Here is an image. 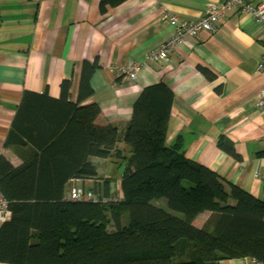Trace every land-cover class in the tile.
I'll use <instances>...</instances> for the list:
<instances>
[{
	"label": "trees",
	"instance_id": "16d2710c",
	"mask_svg": "<svg viewBox=\"0 0 264 264\" xmlns=\"http://www.w3.org/2000/svg\"><path fill=\"white\" fill-rule=\"evenodd\" d=\"M125 1L101 0V10ZM97 68L85 64L76 103L69 81L59 99L23 94L6 142L22 164L0 157V191L12 213L0 228V263L220 264L248 257L264 264V197L188 159L180 144L166 146L174 94L165 84L144 89L125 129L98 126L99 106L80 105L92 95L88 77ZM220 147L234 155L228 140ZM96 160L125 164V172L119 180L99 177ZM73 180L95 181L87 191L117 201H68Z\"/></svg>",
	"mask_w": 264,
	"mask_h": 264
},
{
	"label": "crops",
	"instance_id": "0c3cea01",
	"mask_svg": "<svg viewBox=\"0 0 264 264\" xmlns=\"http://www.w3.org/2000/svg\"><path fill=\"white\" fill-rule=\"evenodd\" d=\"M226 1L126 0L103 13L101 0H0L1 157L16 167L22 164L6 142L26 91L59 99L61 85L69 81L76 103L85 64L97 65L88 77L92 95L80 105L99 106L98 126L125 129L144 89L165 84L174 94L166 146L180 144L188 159L262 199L264 69L260 73L258 67L264 65V25L248 14L230 12L214 34L186 38L167 61L145 60L174 37L166 16L194 23L210 6ZM136 60L141 61L137 79L121 75ZM224 139L233 144L234 155L220 147ZM96 161L99 177L118 179L119 168ZM108 165L110 175L104 176L99 166ZM94 183L73 180L70 187L87 191ZM119 189L110 187L112 195L119 196ZM208 216L199 215L194 224L201 226ZM220 264L260 263L247 257Z\"/></svg>",
	"mask_w": 264,
	"mask_h": 264
},
{
	"label": "built area",
	"instance_id": "2783aa9c",
	"mask_svg": "<svg viewBox=\"0 0 264 264\" xmlns=\"http://www.w3.org/2000/svg\"><path fill=\"white\" fill-rule=\"evenodd\" d=\"M241 12L252 16V18L264 25V5H260L257 8L248 4L245 0H227L221 6L212 5L207 10L206 14L198 19L194 23H183L175 29L174 37L160 47L159 50L151 52L149 54V60H156L159 62H165L170 56V52L176 47L181 45L188 37H195L201 33L214 34L219 25V21L228 12ZM174 25L175 22L171 21ZM139 66L135 63H129L121 70V75L126 76L130 80H135L138 75ZM264 69V65L260 64L258 71L261 73ZM261 101L259 106H264V91L260 93ZM1 157V152H0ZM71 202H93V203H109L116 202L115 199L95 197L91 191H85L74 187L71 193L67 197ZM12 213L9 209V204L0 191V228L11 219Z\"/></svg>",
	"mask_w": 264,
	"mask_h": 264
},
{
	"label": "rangeland",
	"instance_id": "374dc122",
	"mask_svg": "<svg viewBox=\"0 0 264 264\" xmlns=\"http://www.w3.org/2000/svg\"><path fill=\"white\" fill-rule=\"evenodd\" d=\"M251 5V4H250ZM260 5H264V3H262V4H259V5H257V6H253V7H255V8H257L258 6H260ZM252 6V5H251ZM211 7V6H210ZM232 12V11H231ZM228 13H230V12H228ZM244 14V13H243ZM250 16V15H249ZM252 17V16H251ZM165 18H167L168 19V21H169V23H170V25H171V27L174 29V28H177L178 26H179V24L178 23H180V24H183V23H187V22H182V21H180L177 17H175V16H173V17H171V16H166ZM223 18V17H222ZM171 21H173V22H175V24L173 25L172 24V22ZM178 22V23H177ZM219 26V25H218ZM183 44V43H182ZM145 60L146 61H152V60H149V54L148 55H146L145 56ZM140 62L141 61H133V62H131V63H135V64H137L138 66H139V69H138V71L140 70ZM152 62H159V61H156V60H153ZM139 73V72H138ZM138 76V75H137ZM136 79H137V77H136ZM101 164V163H100ZM100 167V170H102V175H107V176H109L110 174H109V169L111 168V166L110 165H108V166H106V167H101V166H99ZM118 168V167H117ZM120 169V168H119ZM104 171V172H103Z\"/></svg>",
	"mask_w": 264,
	"mask_h": 264
},
{
	"label": "water",
	"instance_id": "95a60500",
	"mask_svg": "<svg viewBox=\"0 0 264 264\" xmlns=\"http://www.w3.org/2000/svg\"><path fill=\"white\" fill-rule=\"evenodd\" d=\"M118 172H119L120 175L124 174V172H125V164L122 167H120Z\"/></svg>",
	"mask_w": 264,
	"mask_h": 264
}]
</instances>
